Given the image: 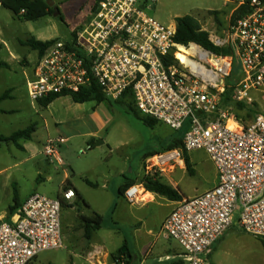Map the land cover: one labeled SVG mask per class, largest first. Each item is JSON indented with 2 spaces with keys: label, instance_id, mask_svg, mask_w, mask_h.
Instances as JSON below:
<instances>
[{
  "label": "built area",
  "instance_id": "1",
  "mask_svg": "<svg viewBox=\"0 0 264 264\" xmlns=\"http://www.w3.org/2000/svg\"><path fill=\"white\" fill-rule=\"evenodd\" d=\"M156 1L100 0L70 41L56 40L37 57L26 78L27 96L37 103L97 86L111 100L129 93L139 115L171 130L185 126L182 148L148 156L142 169L144 177L162 176L183 167V152L207 154L216 185L179 201L161 231L183 251L181 264H213L208 261L213 246L235 217L242 231L264 239V110L244 125L230 107H221L234 56L240 77L233 101L251 105L252 91L264 96V2L221 0L232 13L242 6L248 10L230 30L229 42L209 38L217 47L235 44L231 55H216L175 43V25H161L145 14L146 3ZM181 47L190 52L188 65L176 57ZM65 140L47 138L43 155L62 165L58 146ZM143 194L142 183H136L123 198L139 206ZM75 196L71 188L55 199L29 195L11 222L0 223V264H29L42 252L63 248L62 202Z\"/></svg>",
  "mask_w": 264,
  "mask_h": 264
},
{
  "label": "rangeland",
  "instance_id": "2",
  "mask_svg": "<svg viewBox=\"0 0 264 264\" xmlns=\"http://www.w3.org/2000/svg\"><path fill=\"white\" fill-rule=\"evenodd\" d=\"M51 1L59 16H45L36 21H20L0 6V63L6 64L0 68V95L7 91L12 97L1 104V108L16 109L13 114H0V134L23 130L32 124L36 128L32 139L23 142L29 146L24 152L12 143H0V214L12 205L14 188L19 200L30 194L57 198L62 189L70 188L65 184L67 174L68 183L77 195L61 209L63 248L42 252L31 264H83L82 258L85 264H120L118 249L125 250L123 241L130 239L132 233L130 214L144 212L137 213L136 206L118 198V187L124 177L139 180L144 174L143 156L166 149L172 139L178 138L179 132L157 121L150 127L113 102L99 106L93 102L82 104L83 112H76L77 104L67 98H60L46 108L31 102L25 83L38 54L23 42L29 38L70 41L72 34L93 16L94 0ZM146 6L145 14L161 25L172 26L176 18L188 16L198 22L209 38L230 41L233 7L221 0H157L156 4L150 6L147 2ZM232 47L235 50V44ZM251 97L253 101L248 108L254 114L261 113L264 96L252 91ZM93 107L97 115L94 118ZM228 107L244 124L252 120L254 114L248 118L245 110ZM55 137L66 139L58 146L62 165L48 160L42 152L46 139ZM98 141L102 144L95 146ZM187 157L192 175L187 170L179 171L176 179L178 189L193 196L212 187L217 174L204 151H190ZM120 170H124V177L119 174ZM39 176L41 180L37 179ZM155 177L162 178L161 175ZM103 185L106 187L102 188ZM82 197L90 201L93 211L102 218L101 229L94 236V242L104 248L96 252L99 262L95 259L92 263L94 259L88 254L92 249L88 250L84 241L81 218L88 212L82 206ZM158 214L154 209L147 212L150 224L155 223ZM236 222L235 217L232 226L213 246L208 261L264 264V239L245 233Z\"/></svg>",
  "mask_w": 264,
  "mask_h": 264
},
{
  "label": "trees",
  "instance_id": "3",
  "mask_svg": "<svg viewBox=\"0 0 264 264\" xmlns=\"http://www.w3.org/2000/svg\"><path fill=\"white\" fill-rule=\"evenodd\" d=\"M100 0H94V6L92 8V13L95 14L97 11V5ZM264 2V0H261ZM0 6L9 10L15 18L20 21H36L45 16L52 15V9L48 7L47 0H0ZM248 8L246 6H242L235 10L230 17V30L234 26L236 20L242 17ZM175 27L176 32L174 36L175 43L183 46L188 47L190 44H195L200 46L204 50L212 52L216 55H231L233 53V47L231 43L217 47L214 46L210 40L207 32L201 30L198 22L188 16L179 17L175 20ZM76 32V31H75ZM75 32L72 34V37L75 35ZM56 39L49 40V41H40L35 38H29L23 42V44L29 47L31 50L37 52L38 56H40L52 43H54ZM6 64L0 63V68L4 67ZM240 67L236 57H233V65L230 76L228 81L226 82V89L221 98V107L226 108L231 106L232 109L235 108L237 110H245L246 117L250 118L254 114L251 109L248 108L247 105L243 103H237L232 99V89L233 86L236 84L238 78L240 77ZM8 92H4L0 96V101L5 99L8 96ZM69 97L74 104H86V103H94L95 106H98L104 102L108 103H115L120 106L125 113H133L134 116L139 117L144 124L153 127L157 122L151 118L138 116L136 110L133 107V100L129 93L124 94L117 100H111L107 98L104 92L97 86H91L88 89H83L80 92L72 93V94H61V95H54L49 96L45 99H42L37 102L41 107L46 108L50 103L53 101L61 98V97ZM234 115V114H233ZM256 114L253 115V117ZM234 117L237 120H240L243 123V120L240 118ZM252 117V118H253ZM244 124V123H243ZM246 125V124H244ZM35 125L32 124L26 129L19 130L8 137L0 136L1 143H12L16 144L19 140H29L31 139L33 133L35 132ZM178 138L172 139L166 149L164 150H171V149H181L182 148V137L184 133V128L180 129ZM153 155V154H152ZM150 155L143 156V160L146 159ZM185 168L187 172L192 175V171L189 166V160L187 157V152H183ZM124 177V176H123ZM124 183L118 190V195L123 197L124 191L135 184L134 179H127L126 177L123 178ZM141 183L147 192L155 193L161 197L166 198L170 201H181L182 197L172 188L165 185L159 178L155 176L151 177H143ZM13 205L9 207L8 213L9 215L13 214L20 208V204L18 202L17 192L13 190V197H12ZM62 206H65L62 202ZM83 228H84V238L85 240L89 241L94 232L101 229L102 225V218L99 214L93 212L88 216H82L81 218ZM120 254V252H119ZM33 261V260H32ZM31 261V262H32ZM31 262L29 264H31Z\"/></svg>",
  "mask_w": 264,
  "mask_h": 264
},
{
  "label": "crops",
  "instance_id": "4",
  "mask_svg": "<svg viewBox=\"0 0 264 264\" xmlns=\"http://www.w3.org/2000/svg\"><path fill=\"white\" fill-rule=\"evenodd\" d=\"M9 96H10V93L8 94V96L5 99L0 101V114L1 115L13 114L14 112H16V109H12V108L3 109V108H1V104L5 103L7 101V99L12 98L11 96H10V98H8ZM61 98H67L68 100L71 101V99L69 97H61ZM59 99L53 101L47 107H50L51 105H53V103H55ZM75 107H76V108H74V109H76L75 111L80 112V111H82L83 105L77 104V105H75ZM94 110H95V107H93V109H92V112L94 114V115H92L93 118L95 116L97 117ZM100 123H102V122H100ZM15 132H17V130H14L11 133L4 134V135L0 134V136L8 137ZM31 139H32V137H31ZM31 139L19 140L16 144H14V146L18 150L24 152V151H26V148L29 146H27L23 142H29ZM189 165H190V163H189ZM179 171H182V172L185 171L186 172L185 163H184L182 168H177L174 171L167 173L166 175H162L161 181L165 185H167L170 188H172L173 190H175L182 197V199L191 198V197H195L197 195H200V194L204 193L205 191H208L211 188H213L217 183V176H216L215 183L212 185V187H210V188L206 189L205 191L198 193L196 195L188 196V195L183 194L178 189L179 186H178V180L176 179V177H177V173ZM123 173H124V170L119 171V174L121 176H123ZM143 177H144V174L142 175V177L139 180L134 178L135 184L141 183V180ZM64 178L66 180L65 184H68V186L71 188V186L68 183V175L65 174ZM37 179L41 180L42 178H40V176H39ZM127 179H129V178H127ZM88 183L91 185L90 182H88ZM123 183H124V179H123V182L119 185L118 190L122 186ZM13 185H14V183H13ZM105 187L106 186H104V185L102 186V188H105ZM71 189H73V188H71ZM14 190L17 192L16 188H14ZM74 192L77 195L75 190H74ZM17 197H18V202H19L20 206L22 205V203L27 198V197H25L24 199L19 200L18 193H17ZM57 197H59V195ZM142 197H145L146 199L144 200V203H142L139 206H136L135 211L137 213L138 212L139 213L144 212V213L140 214V215H138L136 213L130 214L131 215V221L129 222L130 223L129 225L132 228L131 237L127 241H123L124 246H125V250L118 249L120 254H119V257L117 259L118 261L117 260L116 261L120 262V264H181L183 262V259H184L183 251L181 250V248L179 247V245L175 241L167 238L161 231V226H162L163 221L173 211V209L176 207L177 203H179V202L167 200L166 198L161 197L155 193L147 192V191H145V189H144V194L142 195ZM118 198H121L125 202H127L123 197H121L119 195H118ZM81 200H82V206L88 212L87 214L83 213L82 215L88 216L91 213L95 212V211H93V207H92V204L90 203V201H88L87 199H84L83 197ZM63 204L66 205L68 203L63 201ZM12 205H13V202H12ZM12 205H10V206H12ZM10 206H8L6 212H3L2 214H0V223L11 222V217L15 214L16 211L13 214L9 215L8 209ZM151 209H154L155 211H159L158 217L156 218L154 224H150L149 219L146 217L147 212ZM96 232L93 233V235L89 241L84 239V241L86 242V245L89 246L88 250L92 249L91 251H88L89 257L91 256L92 259H94V260H92V263H94L95 259L99 262L98 258H96L98 256L96 254V252L99 253V251H98L99 249H104L98 243L94 242V239H95L94 236H95ZM36 258L37 257H35L34 259H36ZM82 261H83V264H85L84 258H82ZM86 261H88V259H86ZM113 264H115V263H113Z\"/></svg>",
  "mask_w": 264,
  "mask_h": 264
},
{
  "label": "bare ground",
  "instance_id": "5",
  "mask_svg": "<svg viewBox=\"0 0 264 264\" xmlns=\"http://www.w3.org/2000/svg\"><path fill=\"white\" fill-rule=\"evenodd\" d=\"M181 47L179 49V51L177 52L176 54V57L183 63V64H189L190 61L188 60V58L185 56L186 54H189L190 52L185 48ZM143 200H145L146 198L145 197H142Z\"/></svg>",
  "mask_w": 264,
  "mask_h": 264
},
{
  "label": "water",
  "instance_id": "6",
  "mask_svg": "<svg viewBox=\"0 0 264 264\" xmlns=\"http://www.w3.org/2000/svg\"><path fill=\"white\" fill-rule=\"evenodd\" d=\"M47 4H48V7L52 9V16L53 17H58L59 16V11L57 9V7L53 4V2L51 0H47ZM102 144L101 141H98L95 146H98Z\"/></svg>",
  "mask_w": 264,
  "mask_h": 264
}]
</instances>
